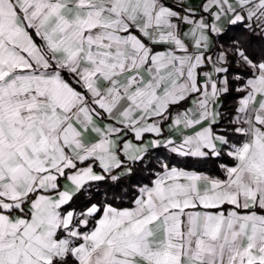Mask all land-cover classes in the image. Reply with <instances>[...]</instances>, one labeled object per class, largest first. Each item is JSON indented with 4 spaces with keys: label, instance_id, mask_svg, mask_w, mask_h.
Instances as JSON below:
<instances>
[{
    "label": "snow or ice",
    "instance_id": "1",
    "mask_svg": "<svg viewBox=\"0 0 264 264\" xmlns=\"http://www.w3.org/2000/svg\"><path fill=\"white\" fill-rule=\"evenodd\" d=\"M0 264H264V0H0Z\"/></svg>",
    "mask_w": 264,
    "mask_h": 264
}]
</instances>
